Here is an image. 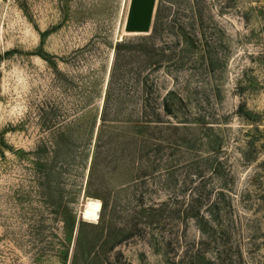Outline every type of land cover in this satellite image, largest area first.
I'll use <instances>...</instances> for the list:
<instances>
[{
	"label": "rangeland",
	"instance_id": "rangeland-1",
	"mask_svg": "<svg viewBox=\"0 0 264 264\" xmlns=\"http://www.w3.org/2000/svg\"><path fill=\"white\" fill-rule=\"evenodd\" d=\"M130 2L0 0V264H264V0Z\"/></svg>",
	"mask_w": 264,
	"mask_h": 264
},
{
	"label": "trees",
	"instance_id": "trees-1",
	"mask_svg": "<svg viewBox=\"0 0 264 264\" xmlns=\"http://www.w3.org/2000/svg\"><path fill=\"white\" fill-rule=\"evenodd\" d=\"M123 43L122 44H118L117 45V50H116V55H115V60H114V64H113V71H112V74H111V81L113 79V76H114V73H115V70L117 68V65H118V62H119V57H120V49L123 47ZM108 98H109V90L106 94V101H105V107H106V103L108 101ZM170 104H168V102L165 103L164 105V108H166L167 106H169ZM146 121H143L142 123L138 124L137 127L141 128L142 129V132L146 133V139L143 140L142 138V134L144 133H138L137 136H139L138 138L135 137V140H136V143L138 141L140 142H144V148L145 149H140L139 150V153H142L143 155L144 154H149V148L151 149L152 147H154L153 150H156L158 151L161 147H162V141H160V138H158L160 136V133L163 132V127H161L162 125H164L165 123L163 122L162 120V114L157 112L155 109L151 112V113H148V111H145V117ZM173 126H177V125H173ZM144 129V130H143ZM173 129H177L176 127H174ZM148 133H150L151 135L148 136ZM158 136L156 137V141L157 143H154L152 141V138H155V136ZM99 140V139H98ZM99 147V146H98ZM94 164H95V161L93 159V162H92V167H91V175H90V179L92 177V173H93V169H94ZM86 198L84 199V202L85 204L86 203H89L90 202V199H91V196H85ZM94 198V197H93Z\"/></svg>",
	"mask_w": 264,
	"mask_h": 264
},
{
	"label": "water",
	"instance_id": "water-1",
	"mask_svg": "<svg viewBox=\"0 0 264 264\" xmlns=\"http://www.w3.org/2000/svg\"><path fill=\"white\" fill-rule=\"evenodd\" d=\"M158 0H131L127 17L128 33L147 34L152 29Z\"/></svg>",
	"mask_w": 264,
	"mask_h": 264
},
{
	"label": "bare ground",
	"instance_id": "bare-ground-1",
	"mask_svg": "<svg viewBox=\"0 0 264 264\" xmlns=\"http://www.w3.org/2000/svg\"><path fill=\"white\" fill-rule=\"evenodd\" d=\"M129 8H130V6H129ZM129 12V11H128ZM128 17V16H127ZM126 23H127V21H126ZM125 27H126V25H125ZM125 31H126V28H125ZM127 32V31H126ZM128 33V32H127ZM131 34H134V33H131ZM137 34V33H136Z\"/></svg>",
	"mask_w": 264,
	"mask_h": 264
}]
</instances>
